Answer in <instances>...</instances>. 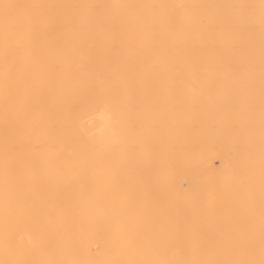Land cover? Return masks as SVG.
<instances>
[{
  "label": "bare ground",
  "instance_id": "obj_1",
  "mask_svg": "<svg viewBox=\"0 0 264 264\" xmlns=\"http://www.w3.org/2000/svg\"><path fill=\"white\" fill-rule=\"evenodd\" d=\"M0 134V264H262L264 0H0Z\"/></svg>",
  "mask_w": 264,
  "mask_h": 264
},
{
  "label": "rangeland",
  "instance_id": "obj_2",
  "mask_svg": "<svg viewBox=\"0 0 264 264\" xmlns=\"http://www.w3.org/2000/svg\"><path fill=\"white\" fill-rule=\"evenodd\" d=\"M2 136H12V137H14L15 135H11V134H0V137H2ZM229 147V146H228ZM230 149H228V151H229ZM5 152H7V153H9L7 150H5ZM214 164L216 165V167H217V165H218V160L216 159V158H214ZM195 169L197 170V168L195 167ZM200 186V185H199ZM22 231V232H21ZM32 230H28V232H31ZM24 232V233H23ZM15 234L17 235L16 236V238H15V241H16V243H19V241H21L22 240V238L24 239V235L26 234V229L25 228H20V229H17L16 230V232H15ZM24 264H26V263H24ZM28 264V263H27Z\"/></svg>",
  "mask_w": 264,
  "mask_h": 264
},
{
  "label": "snow or ice",
  "instance_id": "obj_3",
  "mask_svg": "<svg viewBox=\"0 0 264 264\" xmlns=\"http://www.w3.org/2000/svg\"><path fill=\"white\" fill-rule=\"evenodd\" d=\"M262 264H264V262H262Z\"/></svg>",
  "mask_w": 264,
  "mask_h": 264
}]
</instances>
